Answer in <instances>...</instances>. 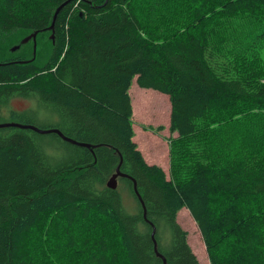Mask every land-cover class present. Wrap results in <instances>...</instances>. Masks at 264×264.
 Masks as SVG:
<instances>
[{
    "label": "trees",
    "instance_id": "1",
    "mask_svg": "<svg viewBox=\"0 0 264 264\" xmlns=\"http://www.w3.org/2000/svg\"><path fill=\"white\" fill-rule=\"evenodd\" d=\"M32 33L39 57L10 52ZM134 79L169 99L168 178L133 141ZM7 109L58 133L0 127V264H200L184 208L210 264H264V0H0Z\"/></svg>",
    "mask_w": 264,
    "mask_h": 264
},
{
    "label": "rangeland",
    "instance_id": "2",
    "mask_svg": "<svg viewBox=\"0 0 264 264\" xmlns=\"http://www.w3.org/2000/svg\"><path fill=\"white\" fill-rule=\"evenodd\" d=\"M46 40L47 37L45 35L40 38H36V58L41 54L40 52L37 54L38 47H40V49H44L48 43ZM28 45V47H31L33 55V45L31 42H29ZM43 58H45V56ZM129 94L133 108V141L135 142L138 150L141 152L145 162L147 164H156L160 166L168 178L170 175L169 140L177 136L175 133H170L169 130V99L166 95L157 91L139 88L135 79L132 81ZM26 107V103L23 99H17L11 103V108L15 112H22ZM30 109L40 118L43 117V113H46L37 109L36 106L30 107ZM9 112L10 111L7 109L5 112L0 113V124H23L24 121L15 118L11 115V113L9 114ZM22 114L23 113H21V115ZM36 124L39 128H43L48 125L54 126L56 124V120L54 118L45 117L37 120ZM124 202L125 208L133 210V205L129 197L126 196ZM177 223L187 232L188 243L200 264H210L199 230L189 215L187 209L184 208L179 211L177 215Z\"/></svg>",
    "mask_w": 264,
    "mask_h": 264
},
{
    "label": "water",
    "instance_id": "3",
    "mask_svg": "<svg viewBox=\"0 0 264 264\" xmlns=\"http://www.w3.org/2000/svg\"><path fill=\"white\" fill-rule=\"evenodd\" d=\"M67 3V2H66ZM65 5V3L63 4ZM60 6L57 10H56V13L63 7ZM55 19V18H54ZM53 19V20H54ZM53 25V24H52ZM52 25L51 27L49 28V30H52ZM52 37V36H51ZM32 41L33 42V57L30 59V61H33L34 60V57H35V52H36V33H32L28 36H26L24 39H22V41L20 42L19 45H16L14 47L11 48L10 52H15L17 50H19V48L22 46V45H25L27 44L29 41ZM0 127H17V128H21V129H30V130H33L37 133H49V132H57V130H42V129H38L32 125H27V124H19V123H5V124H0ZM61 136V135H60ZM62 137V136H61ZM63 138V137H62ZM64 140H67L73 144H77L75 143L74 141H71V140H68L66 138H63ZM77 145H80V146H84V147H87L86 145H82V144H77ZM89 147V146H88ZM118 176H123V175H120L118 173V169L116 170V174H114L107 182V186L110 187V188H116V179Z\"/></svg>",
    "mask_w": 264,
    "mask_h": 264
},
{
    "label": "flooded vegetation",
    "instance_id": "4",
    "mask_svg": "<svg viewBox=\"0 0 264 264\" xmlns=\"http://www.w3.org/2000/svg\"><path fill=\"white\" fill-rule=\"evenodd\" d=\"M36 37H37V36H36ZM50 38H52V37L50 36ZM29 42H32V41L30 40ZM29 42H28V43H29ZM32 45H33V42H32Z\"/></svg>",
    "mask_w": 264,
    "mask_h": 264
},
{
    "label": "crops",
    "instance_id": "5",
    "mask_svg": "<svg viewBox=\"0 0 264 264\" xmlns=\"http://www.w3.org/2000/svg\"><path fill=\"white\" fill-rule=\"evenodd\" d=\"M131 105H132V102H131ZM133 109V108H132Z\"/></svg>",
    "mask_w": 264,
    "mask_h": 264
}]
</instances>
